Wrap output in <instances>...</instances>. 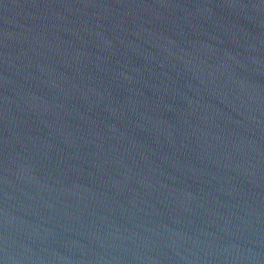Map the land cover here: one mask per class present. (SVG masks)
<instances>
[{"label": "water", "instance_id": "1", "mask_svg": "<svg viewBox=\"0 0 264 264\" xmlns=\"http://www.w3.org/2000/svg\"><path fill=\"white\" fill-rule=\"evenodd\" d=\"M0 264H264V0H0Z\"/></svg>", "mask_w": 264, "mask_h": 264}]
</instances>
